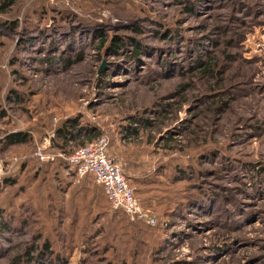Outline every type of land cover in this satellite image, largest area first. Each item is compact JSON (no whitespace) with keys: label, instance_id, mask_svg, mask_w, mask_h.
<instances>
[{"label":"rangeland","instance_id":"374dc122","mask_svg":"<svg viewBox=\"0 0 264 264\" xmlns=\"http://www.w3.org/2000/svg\"><path fill=\"white\" fill-rule=\"evenodd\" d=\"M0 22L16 26L0 27V98L6 105L12 88L24 98L6 105L15 127L0 123V137L35 133L0 153L10 177L27 169L47 129L81 116L110 137L111 157L161 223L132 222L99 194L81 217L49 210L60 203L57 172L68 171L60 160L48 166L51 198L47 184L34 187L38 222L0 237V264L25 247L38 256L40 234L54 264H264V0H17ZM99 32L101 51L91 39ZM113 41L127 46L114 53ZM78 51L70 67L41 63ZM132 118L151 124L125 141ZM19 189L0 193L4 208Z\"/></svg>","mask_w":264,"mask_h":264},{"label":"trees","instance_id":"16d2710c","mask_svg":"<svg viewBox=\"0 0 264 264\" xmlns=\"http://www.w3.org/2000/svg\"><path fill=\"white\" fill-rule=\"evenodd\" d=\"M16 1L17 0H0V15L8 14L9 11L15 6ZM0 27L1 28L8 27L7 29H13L16 26H15V22L10 24H2V22H0ZM168 31L162 30L157 33H159V35H161L163 39L175 41L174 36H172V34H169L171 31L169 32ZM137 33L138 34L140 33L139 29H137ZM91 37L92 40L95 39L100 41V47L98 48L99 51L104 49L105 46L108 44V36L103 32L92 34ZM28 43L29 42H27V44ZM126 46L127 45L123 43H119V41H113L111 43V48L114 53H117V50H124ZM134 46H135L134 50L136 57L139 56L141 53H144V48L140 42L135 41ZM80 53L81 52L78 51L73 56V59L75 58V60H72V57L70 56L64 58H55V57H51V55H44V59L41 60V63L45 65V67H47L46 69H51V70H54L56 68L58 69V67L62 65H64V67H70L71 65H73L74 62L76 63L81 61L82 53L81 54ZM5 101H6V105L9 104L20 107L24 104V98L22 94L14 88H12L8 92ZM6 105L3 104V101L0 98V123H2L4 126L8 125V127L10 126L15 127L14 126L15 121L10 119L11 116L8 114ZM27 109H28L27 111L29 112L30 110L32 114L31 108H27ZM142 124L144 125V127H148L151 124V122L149 120L143 121V120H138L137 118H132V122L123 128V137H122L123 140L127 141V140H131L132 138H136L139 135V129H140L137 127V125H142ZM2 132H3L2 136L0 137V153H2V151H5L9 148L30 145L34 143V136L32 134L33 131L30 129L26 131L25 130L11 131L8 129ZM102 135H103L102 130L97 126L94 127L84 126V124L82 123L81 116H77L76 118H68L57 126L54 148L58 152H62L64 154L70 155L76 149L94 142ZM55 164L56 163L43 164L28 159L26 160V163L23 164V166L28 165V167L25 171L21 173L22 174L21 176L5 178L3 179V181L0 182V193L4 192L8 187H14L17 185L20 186L19 189L20 192L16 194L12 199V203L10 205L11 209L8 210L4 208L2 204L3 202L2 201L0 202V237L5 236L6 234L18 237L21 234L20 225H22L23 229L26 230L30 228L31 224H33L34 222L36 224L38 222L36 218L34 222L30 220V218L39 215L36 211V208H38L36 199H38V197H40L42 193V192L37 193L34 187L35 185H40L41 183L47 184L49 188L48 195L51 198V176L48 175V171L50 170L48 166L50 165L53 166ZM46 191L47 190L45 189L44 192ZM19 209L21 210L24 209V212L27 214V218H23L21 217L22 215L20 213H17ZM10 210L12 212H10ZM49 210H51L50 203H49ZM139 223H143V222H139ZM160 226L161 223L157 225V228ZM34 239H37L36 243H37L38 256L32 255L31 253L32 249L25 247L21 249L15 256V260H14L15 264H26V263L32 264L34 262H38L40 264H46L47 262H50L51 264H54L52 260L54 254L51 248V242L49 240L48 241L44 240L43 242V236L41 234L38 237H35ZM62 263L66 264L64 261Z\"/></svg>","mask_w":264,"mask_h":264},{"label":"built area","instance_id":"2783aa9c","mask_svg":"<svg viewBox=\"0 0 264 264\" xmlns=\"http://www.w3.org/2000/svg\"><path fill=\"white\" fill-rule=\"evenodd\" d=\"M55 122L57 125V120ZM56 129L57 126L46 132L47 135L41 142L39 141L40 143L38 142L30 157L31 160L43 164L66 161L68 172L74 174V184L80 185L86 177L91 176L95 183L103 188L112 210L121 211L132 222H143L152 228L157 227L158 219L144 210L140 198L126 179L120 164L111 157L109 136L102 135L94 142L67 155L54 148ZM12 174L7 170V166L0 162V182Z\"/></svg>","mask_w":264,"mask_h":264},{"label":"crops","instance_id":"0c3cea01","mask_svg":"<svg viewBox=\"0 0 264 264\" xmlns=\"http://www.w3.org/2000/svg\"><path fill=\"white\" fill-rule=\"evenodd\" d=\"M49 130L50 129H47V131ZM32 134L35 139V133ZM58 173V177H55L56 186L54 200L57 197L60 203L54 204L51 208L57 209L58 212H60L59 214L66 217H75L76 215L81 217L82 212H86L85 204L89 198L95 197V199H97V197L101 195L106 199L103 188L98 186L91 176L86 177L80 185H76L73 183L74 174L70 175L71 173L62 169L58 170ZM93 194L95 196H93Z\"/></svg>","mask_w":264,"mask_h":264},{"label":"water","instance_id":"95a60500","mask_svg":"<svg viewBox=\"0 0 264 264\" xmlns=\"http://www.w3.org/2000/svg\"><path fill=\"white\" fill-rule=\"evenodd\" d=\"M104 67V66H103ZM103 67H102V70H103Z\"/></svg>","mask_w":264,"mask_h":264}]
</instances>
